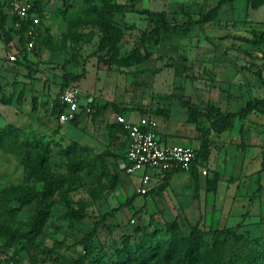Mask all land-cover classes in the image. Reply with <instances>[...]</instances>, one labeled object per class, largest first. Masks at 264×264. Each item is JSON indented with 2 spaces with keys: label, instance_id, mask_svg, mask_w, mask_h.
<instances>
[{
  "label": "rangeland",
  "instance_id": "rangeland-1",
  "mask_svg": "<svg viewBox=\"0 0 264 264\" xmlns=\"http://www.w3.org/2000/svg\"><path fill=\"white\" fill-rule=\"evenodd\" d=\"M20 1L38 3L41 14L36 49L10 62L7 57L24 49L25 41L18 33L20 19L10 4L0 3L13 23L2 32L6 58H0L5 67L0 74V264H72L84 253L79 242L92 230V217L133 194L139 198L132 208L119 210L94 236V262L113 258L122 240L133 249L143 243L163 253L173 223L181 235L201 231L207 243L192 264L215 259L245 264L264 257V227L253 228L251 235L241 224L235 235L220 232L226 226L216 212L218 168H226L228 178L231 162L219 165L209 149L215 133L212 108H223L221 98L233 84L231 70L255 80L249 85L252 101L263 95L264 44L252 42L261 31L239 20L243 13L237 15L225 2L212 21L195 22L221 0H109L123 6L114 12L121 36L111 55L99 51L101 0ZM146 10L164 13L171 28L155 36L158 23ZM260 11L264 8L250 13L262 18ZM189 20L195 23L184 34L181 28ZM70 85L81 92L79 113L71 118L60 104ZM121 112L151 115L180 143V136L189 134L201 142L207 137L208 145L196 150L192 170L168 174L158 191L140 197L136 176L123 169L126 135L116 122ZM254 114L263 117L264 104ZM205 178L207 203L200 187ZM70 208L84 209L90 217L72 221ZM248 214L229 212L231 228ZM126 264L181 263L178 254L169 259L160 254Z\"/></svg>",
  "mask_w": 264,
  "mask_h": 264
},
{
  "label": "crops",
  "instance_id": "crops-1",
  "mask_svg": "<svg viewBox=\"0 0 264 264\" xmlns=\"http://www.w3.org/2000/svg\"><path fill=\"white\" fill-rule=\"evenodd\" d=\"M1 6L2 4H0V58H6V55L4 56L6 42L2 32L5 28L12 26L13 23H11L12 20L10 18L12 16L7 15L9 14L8 11L6 9H1ZM232 6L237 15L238 13H243L241 14L242 17L238 16L241 17L239 20H244L245 23L253 25L258 31H264V16L261 18L258 15H252L250 13L253 10L258 11L260 8H264V6L256 9L248 8L245 0H235ZM1 10H5V12L3 11L1 14ZM261 14L264 13L262 12ZM242 61L245 62L244 59H242ZM3 69H5V67L0 66L1 75L4 72ZM231 72L229 76H232L233 84L231 85L230 92H227V94L221 98V101L225 102L224 106L223 104L219 106L223 108L232 107L233 111H237L246 106L248 102L252 101V97L255 94L252 93L254 88L250 86H252V83L255 84V80L246 76L244 73H234V68ZM235 77H237V79H235ZM246 77L247 80L245 79ZM262 94L260 99L264 98V92ZM223 108L221 109L222 111H227ZM254 111L245 118H236L231 129L220 134L212 132L209 137L211 140L209 144L211 159L213 154L216 153L218 155V164L219 161L222 163L227 161L231 162V173L228 178L226 176L227 169L222 166L218 168L221 179L217 184L214 197L218 205L216 210L219 214L218 219L219 222L220 220L222 222L221 227H231L233 225V223L228 222L230 221V217H232V215H229V212L240 211V215L243 217L245 212L250 211V215H246V220L241 218L243 221H237L238 223L236 224V226L241 224L242 230L249 232V235L253 232V228L264 227V116L257 117ZM126 117L136 121L140 116L135 117L130 115ZM157 131L163 143L186 145L192 147L195 151L201 149L202 142L199 138L196 139V137L193 138V136L186 134L185 136H180L184 139V143H180L179 139H177L178 137L174 135L170 136L169 131H163V129L159 127V124ZM127 143L126 137L125 157ZM229 157L230 159H228ZM197 160L193 162L191 170ZM151 173L156 175L155 171H151ZM180 173H184V171L167 173L162 182L158 183V185L149 192L158 191L168 174L176 176ZM133 182L135 183L134 180ZM207 184V178H205L204 186H202V184L200 185L201 191L205 194L206 203L209 195Z\"/></svg>",
  "mask_w": 264,
  "mask_h": 264
},
{
  "label": "trees",
  "instance_id": "trees-1",
  "mask_svg": "<svg viewBox=\"0 0 264 264\" xmlns=\"http://www.w3.org/2000/svg\"><path fill=\"white\" fill-rule=\"evenodd\" d=\"M102 6L99 9L100 15V31L102 36L100 38L99 51L107 50L111 55L115 53L117 49V42L121 36V29L114 23V12L119 11L123 8L121 5L113 4L109 0H101ZM235 0H221L219 4L206 13L199 20L195 21L196 23H207L212 21L215 18L217 11L220 8V4L225 3H233ZM248 8H259L264 6V0H245ZM38 3H34L31 9V13L41 14L40 9L38 8ZM144 13L155 17L156 23L158 25L152 30V33L155 36H158L161 32L162 28L168 29L171 26L168 23V19L165 17L164 13L159 12H151V11H143ZM194 21L189 20L186 23V28H181V32L184 34H188L190 31V27L195 23ZM21 28L18 30L21 39H24V32L28 25V22H22ZM178 25H174V28H177ZM253 44L263 45L264 44V31H261L255 34V39L252 41ZM25 55H23V59ZM122 62V60H120ZM128 62V59L127 61ZM64 78H68L65 75ZM264 104L263 99H257L255 101H250L241 108L239 111H222L220 108L215 107L213 110V120L211 122L210 128L220 134L224 131H227L232 128L233 122L236 118H245L251 112L256 110L258 107ZM119 114L127 115L126 112H121ZM117 124L123 129L126 137L127 131L125 130L122 124ZM208 133V132H207ZM128 142V140H127ZM208 145L207 137L203 140L201 149H206ZM196 153V159H198V152ZM125 160V159H124ZM194 160V161H195ZM153 192V191H151ZM148 192L146 196L151 193ZM137 195L133 194L131 197L127 198L125 202L121 203L118 207L113 208L110 212L104 213L102 215H94L92 218L93 228L92 230L79 242L82 245L83 254L80 255L76 260L72 262V264H126L127 259H150L155 256H159L163 254L165 259H169L171 257L176 256L177 254L180 256L181 264H192L194 261L199 259V254L204 246L207 245L202 239L203 235L201 231L197 229H191V231L187 235H181L179 233V228L176 223H173L169 226V230L171 232L172 239L165 245V248L162 250L163 253H157L156 248L152 246H145L143 243L138 245L135 248L128 247L129 245L125 244L122 240L121 246L118 247V251L114 254L113 258H109L106 262L103 260L93 261L94 255V244L93 238L99 232V230L107 224V220L113 217L119 210L124 208H132L133 203L136 199ZM70 219L75 222L84 221L86 218L90 217V214L84 209H76L70 208L69 212ZM241 225H237L236 228L225 227L220 232L223 231L226 233L232 232V235L236 234V230L240 228ZM243 234V233H241ZM125 244V245H124ZM212 264H219L218 259L212 261ZM245 264H264V257L262 255L255 256L252 258H248Z\"/></svg>",
  "mask_w": 264,
  "mask_h": 264
},
{
  "label": "built area",
  "instance_id": "built-area-1",
  "mask_svg": "<svg viewBox=\"0 0 264 264\" xmlns=\"http://www.w3.org/2000/svg\"><path fill=\"white\" fill-rule=\"evenodd\" d=\"M0 3L10 4L12 13L22 22H28L24 32V49L10 54L7 60L17 62L25 51L36 49L39 34L40 18L31 13L32 5L27 1L0 0ZM81 92L78 87L70 85L60 95V104L66 108L70 117L80 110ZM116 122L122 124L127 131V150L124 161V172L129 176H136V191L139 195H146L161 183L167 173L175 171H189L196 159L192 147L179 144L163 143L157 128V120L151 115H142L136 121L118 114ZM151 171H155L153 175ZM141 172L140 175L136 173ZM156 183V184H155Z\"/></svg>",
  "mask_w": 264,
  "mask_h": 264
}]
</instances>
